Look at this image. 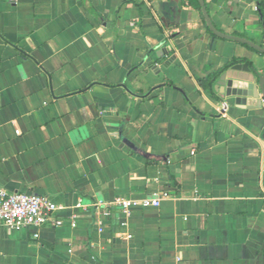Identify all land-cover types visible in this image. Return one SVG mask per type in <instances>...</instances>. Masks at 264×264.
Instances as JSON below:
<instances>
[{
  "label": "crops",
  "instance_id": "1",
  "mask_svg": "<svg viewBox=\"0 0 264 264\" xmlns=\"http://www.w3.org/2000/svg\"><path fill=\"white\" fill-rule=\"evenodd\" d=\"M205 4L222 32L264 44L257 0ZM201 14L182 0H0V186L110 208L75 227L61 211L37 235L0 227V264H264V99L198 84L233 58L263 75L264 55ZM120 197L160 200L124 226Z\"/></svg>",
  "mask_w": 264,
  "mask_h": 264
},
{
  "label": "built area",
  "instance_id": "2",
  "mask_svg": "<svg viewBox=\"0 0 264 264\" xmlns=\"http://www.w3.org/2000/svg\"><path fill=\"white\" fill-rule=\"evenodd\" d=\"M191 153H193L191 151ZM159 197L131 199L120 197L112 201V205L117 206L124 213L121 225L126 226L128 217L135 207L158 206ZM92 208L96 214L106 219L110 214L109 205H104L101 201L92 200L88 203L78 200L72 205H62L51 199L45 193L10 191L0 186V227L10 231H19L31 227L37 235L38 230L45 226L59 227L65 221L58 217L59 212L68 211L69 220L67 223L71 227L77 225L79 212ZM99 231L103 227L98 226ZM126 234V237H129Z\"/></svg>",
  "mask_w": 264,
  "mask_h": 264
},
{
  "label": "water",
  "instance_id": "3",
  "mask_svg": "<svg viewBox=\"0 0 264 264\" xmlns=\"http://www.w3.org/2000/svg\"><path fill=\"white\" fill-rule=\"evenodd\" d=\"M202 16L206 22V25L210 32L221 39L233 40L251 48L264 53V47L256 44L249 39L241 36H236L228 33H224L213 25L211 18L208 14L207 7L204 0H198ZM258 89L260 91L261 97L264 99V74L255 75L250 72L248 66L243 63H236L231 65L229 68L222 71L215 79L213 83V90L215 92L225 94L227 96L234 95L237 97H249L256 100L252 101V104L260 103ZM245 103L246 100L242 99Z\"/></svg>",
  "mask_w": 264,
  "mask_h": 264
},
{
  "label": "trees",
  "instance_id": "4",
  "mask_svg": "<svg viewBox=\"0 0 264 264\" xmlns=\"http://www.w3.org/2000/svg\"><path fill=\"white\" fill-rule=\"evenodd\" d=\"M182 3L184 5H186V6H190V7L194 8V9L198 10L201 13V9H200L198 0H182ZM257 11H258V13L260 14V17H261V27H262V31H263V35H264V0H257ZM90 12L92 13V15L97 17V13H96L95 9L90 8ZM202 19H203L204 23L206 24L203 16H202ZM211 21H212L213 25L216 27V29L220 30L218 28V26H217V23L213 19H211ZM207 29H208V27H207ZM208 31H209V29H208ZM172 35H173V33H171V32L168 33L169 37H171ZM261 46L264 47V44H261ZM260 54L264 55V53H261V52H260ZM241 61L245 62L250 67V69L253 72H256V69L253 67V65L249 61H247L245 59H235V58H233L227 63L226 67L234 64L235 62H241ZM226 67H224V68H226ZM223 69H219L217 71H214V72L210 73L209 75H207L205 77L200 78L198 80L199 86L201 88L207 90L208 92L212 93V84L214 83L216 77L222 72Z\"/></svg>",
  "mask_w": 264,
  "mask_h": 264
}]
</instances>
